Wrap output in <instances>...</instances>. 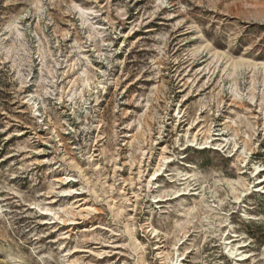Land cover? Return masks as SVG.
<instances>
[{"label":"rangeland","instance_id":"1","mask_svg":"<svg viewBox=\"0 0 264 264\" xmlns=\"http://www.w3.org/2000/svg\"><path fill=\"white\" fill-rule=\"evenodd\" d=\"M257 64L264 0H0V264H264Z\"/></svg>","mask_w":264,"mask_h":264},{"label":"bare ground","instance_id":"2","mask_svg":"<svg viewBox=\"0 0 264 264\" xmlns=\"http://www.w3.org/2000/svg\"><path fill=\"white\" fill-rule=\"evenodd\" d=\"M23 18V17H22ZM20 20H22V19H20ZM16 30L18 31V32H20L19 30H20V28L17 26L16 27ZM21 35V34H20ZM233 66H234V72H236L239 68H241V66L240 65H238V64H235V63H233ZM254 69L255 70H261V73H263V75H264V65H262L261 66V68H259V66H258V64L257 65H255L254 66ZM53 79H54V77H52ZM257 81H258V79L256 78V76H254L253 77V79H252V82H253V86H255V84L257 83ZM262 82L264 83V79L262 80ZM88 88H91V87H89V85H88ZM255 88L253 89V93L251 94V96H252V101H254L255 100ZM62 98L63 97H61L60 98V100H62ZM26 104H28L30 107H32L33 109H34V111L37 113V112H39V101H38V99L36 100L35 99V97L34 96H31L30 98H28L27 99V101L25 102ZM63 103H64V101H63ZM264 107V106H263ZM39 116V115H38ZM209 131V130H208ZM20 136L21 135H24V133H20L19 134ZM205 139H206V141L208 140V137H206L205 136ZM196 141V136H194V141H193V143ZM191 142V141H190ZM189 143V142H188ZM247 143V142H246ZM206 144V143H205ZM189 146H193V145H189ZM228 146V144L227 145H224L223 143L222 144H220V145H218V147H221L222 149H225L226 147ZM234 148L236 149L237 148V143H235V145H234ZM201 149V148H200ZM237 151V153H238V151L239 150H236ZM236 153V154H237ZM235 154V155H236ZM170 160V157H164L163 156V158H162V161H164V163H166L167 161H169ZM142 163V162H141ZM71 164L72 165H74V167L79 171V173L80 174H82L83 175V173H84V171L82 170V168L79 166V164H77L76 162H74V160H71ZM164 166V164H162V165H159L158 166V169L155 171V173H154V175L153 176H156V174L157 173H159L160 171H161V169H162V167ZM140 167H141V164H140ZM247 167V166H246ZM262 170H261V166H257L256 168H255V172H256V174H258L259 172H261ZM243 173H245L244 171H242L241 173H240V175H242ZM139 174L141 175L142 174V171H140L139 172ZM81 175V176H82ZM185 177H186V179H183V180H180V181H187V180H189L192 176H189V174H186L185 175ZM154 180V179H153ZM58 183L59 182H65V183H63V185H66L67 184V182H69V181H73L72 179H70L69 177H66V178H63V179H61V181H60V179H57L56 180ZM259 185L258 186H256L257 187V189L256 190H251V184H249V183H247V181L246 180H244L243 182L242 181H237L236 183H232L230 186H231V191H232V193L235 195L234 196V198H235V200L238 202L240 199H241V197L244 195V196H247V195H249L250 193H254V192H262V193H264V180L263 179H260L259 178ZM150 184V183H149ZM149 184H148V187H149ZM68 185V184H67ZM239 187H241V188H243V190L242 191H239ZM255 187V186H254ZM240 188V189H241ZM75 191L76 190H74L72 187H68V188H66V189H63L62 190V193H64V195L66 194V195H71V194H75L76 195V193H75ZM183 191H188V189L187 190H179V191H176L175 192V197L174 198H172V199H169V198H167V199H164L165 197L164 196H161V195H159V196H154L153 197V199H155L154 200V203H156V204H161V203H167L168 201H171V200H175V199H178V198H180V197H183V196H185V195H187L186 193H182ZM193 195H197V194H193ZM220 202H221V205H222V200H219ZM54 202V201H53ZM202 204H204L205 206H206V208H208V210H210V211H213V208L211 207V206H209L208 204H206V202H205V197L204 196H202ZM160 206H162V205H160ZM195 209V208H194ZM41 210H44L45 211V214H42V215H46V216H51L52 214L54 215V217H56L58 220H61L62 222H67L66 220H64L61 216H59V214H57V212H54V210L52 209V208H44V209H41ZM94 211H96L93 207H87L86 208V213H87V215H90L92 212H94ZM124 212V210H123V208L122 207H118L117 208V216H120V215H122V213ZM67 214V213H66ZM68 216L69 215H73L72 213L70 214V213H68L67 214ZM68 221H71L72 223H76V222H74V219H69ZM149 225V224H148ZM221 227H224V225H221ZM147 228L148 229H150V232L156 237V238H159V234H160V232H159V230L158 229H156L152 224H150L149 226H147ZM127 231H128V233H129V236L131 237V240L133 241V246H134V248L136 249V250H143L144 249V246L141 244V243H139L138 242V240H137V238L135 237V234L133 235V232H132V229H130V227L129 226H127ZM235 237H239L238 235H234L233 236V238H235ZM226 241V245H231L234 241H230V240H228V238L227 239H225ZM162 247H164V246H160V248H162ZM160 248H158V249H160ZM227 249H228V247H227ZM81 250V249H80ZM81 251H83V250H81ZM84 251H87V250H84ZM234 252H236V253H239V249H233V248H231L229 251H228V253H229V255L230 256H234ZM142 255V254H141ZM159 255L163 258V260H164V262H163V264H175L174 262H173V260H172V258H171V253H164V252H161V253H159ZM185 255V254H184ZM238 256V255H237ZM247 256V255H246ZM239 257H241V259H239L240 261L241 260H243V258H244V254L243 253H241L240 255H239ZM141 262H142V264H145L146 262L144 261V258H143V256L141 257Z\"/></svg>","mask_w":264,"mask_h":264}]
</instances>
